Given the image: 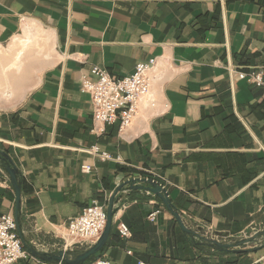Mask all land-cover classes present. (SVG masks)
<instances>
[{
	"label": "crops",
	"instance_id": "crops-1",
	"mask_svg": "<svg viewBox=\"0 0 264 264\" xmlns=\"http://www.w3.org/2000/svg\"><path fill=\"white\" fill-rule=\"evenodd\" d=\"M30 25L50 38L48 56L23 37ZM153 59L155 106L143 102L122 134L119 125L94 134L83 79L95 80L94 67L122 79ZM252 68L264 69V0H0V151L20 171L26 241L45 252L82 250L63 240L68 222L134 178L166 187L195 230L234 239L264 228V90L238 79ZM95 145L112 160L91 155ZM3 171L0 218L15 216ZM102 258L264 264V246L241 254L197 246L161 200L131 191Z\"/></svg>",
	"mask_w": 264,
	"mask_h": 264
},
{
	"label": "built area",
	"instance_id": "built-area-1",
	"mask_svg": "<svg viewBox=\"0 0 264 264\" xmlns=\"http://www.w3.org/2000/svg\"><path fill=\"white\" fill-rule=\"evenodd\" d=\"M157 66L155 59L147 63L137 64L135 71L130 76L122 79H113L99 67L91 71L94 81L87 78L82 81L81 91L89 94L93 102L92 132L103 136L107 128L119 125V133H124L132 126L139 115L140 105L147 102L154 107L150 100L152 80L151 74ZM240 81L246 80L252 85L264 90V69L252 68L238 73ZM89 153L106 162L112 156L102 150L99 145L93 146ZM84 172H91V166H83ZM108 203L99 200L92 202L82 213L71 219L67 225V235L63 240L71 246H84L95 243L101 237L107 224ZM155 212L150 216L151 221H156ZM119 233L122 238L131 236L130 229L120 224ZM33 259L24 248L17 231V224L13 215H4L0 218V264H16L19 261ZM94 264H112L111 261L101 258Z\"/></svg>",
	"mask_w": 264,
	"mask_h": 264
},
{
	"label": "water",
	"instance_id": "water-1",
	"mask_svg": "<svg viewBox=\"0 0 264 264\" xmlns=\"http://www.w3.org/2000/svg\"><path fill=\"white\" fill-rule=\"evenodd\" d=\"M0 168L4 170L8 181L15 192V220L17 231L22 244L30 256L36 260L50 264H94L102 258L103 252L108 245L114 226L115 217L122 209L124 200L131 191H145L162 201L168 212L177 221L182 232L186 234L197 246H203L212 249L220 254H241L257 251L264 246V228L259 231L252 229L251 232L243 234L234 239L224 237L219 234L205 233L202 229L195 230L190 227L184 219V216L173 204L172 198L161 183L153 179H130L120 184L112 194L107 209V224L101 237L95 243L77 246L82 250H58L45 252L29 244L23 234V209H22V182L20 180V171L13 162L12 158L6 153L0 151Z\"/></svg>",
	"mask_w": 264,
	"mask_h": 264
},
{
	"label": "rangeland",
	"instance_id": "rangeland-1",
	"mask_svg": "<svg viewBox=\"0 0 264 264\" xmlns=\"http://www.w3.org/2000/svg\"><path fill=\"white\" fill-rule=\"evenodd\" d=\"M28 29L29 30L24 31V33L22 35L24 38L25 37L27 38L29 36H33L34 42H33V45L31 47H33L34 50H32V52H35V53L37 52V47H36V43H35V42H37V44L39 45L38 48L41 50L40 52H44L46 54V56H48V53L53 50L51 42H50V38L47 36V34L44 31H41L35 25H30V27ZM18 38H20V37H18ZM25 39H23V40H25ZM0 95H2V97H4L7 94L6 93H4V94L0 93Z\"/></svg>",
	"mask_w": 264,
	"mask_h": 264
},
{
	"label": "bare ground",
	"instance_id": "bare-ground-1",
	"mask_svg": "<svg viewBox=\"0 0 264 264\" xmlns=\"http://www.w3.org/2000/svg\"><path fill=\"white\" fill-rule=\"evenodd\" d=\"M30 42H31V41H30ZM25 46L29 47V44H27V45H25ZM21 56H22V54L20 53L19 56H18V60L21 59Z\"/></svg>",
	"mask_w": 264,
	"mask_h": 264
}]
</instances>
